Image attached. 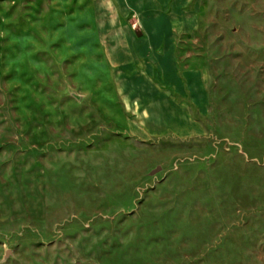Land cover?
Listing matches in <instances>:
<instances>
[{
    "label": "rangeland",
    "instance_id": "1",
    "mask_svg": "<svg viewBox=\"0 0 264 264\" xmlns=\"http://www.w3.org/2000/svg\"><path fill=\"white\" fill-rule=\"evenodd\" d=\"M190 2L147 130L96 1L0 0V264H264V0Z\"/></svg>",
    "mask_w": 264,
    "mask_h": 264
},
{
    "label": "crops",
    "instance_id": "2",
    "mask_svg": "<svg viewBox=\"0 0 264 264\" xmlns=\"http://www.w3.org/2000/svg\"><path fill=\"white\" fill-rule=\"evenodd\" d=\"M96 1L97 9L104 11V22L112 24L114 26V32L116 30L123 32L124 40L114 37L111 42V47L115 50L112 52L113 62L116 63L115 71L120 80L124 81V85L119 84L120 94L125 100L128 107L134 109L136 106L138 114L141 118H145V128L147 130L159 129L154 123H149L150 118L144 117L146 113H149L148 105L150 102H141L138 99L130 100L122 88L126 84L127 78H120L121 72L119 67L121 65H128V61L125 62V57L122 54H117V49H128L129 54L135 53L133 57L127 54L129 61L132 58L138 60H147L146 57L152 60H147V63H143L140 71L135 75V79H146V76L151 72H163L169 74L174 72L173 61L175 59V47L176 42L170 37L171 33L175 31H184L185 33H191L198 27V19L196 17V10L194 5L191 6L190 1L193 0H94ZM160 3L165 9L168 7V11L175 6V13H168L167 18L162 19V15L157 12L148 13L151 6ZM153 10V9H152ZM124 16L135 17L136 22L139 25L142 36L133 37L130 26L124 25L119 22L118 19H122ZM118 25V26H116ZM164 35L166 37L164 38ZM159 53V54H157ZM134 79L133 76L128 78V81Z\"/></svg>",
    "mask_w": 264,
    "mask_h": 264
}]
</instances>
